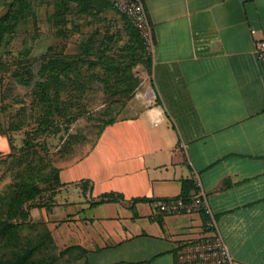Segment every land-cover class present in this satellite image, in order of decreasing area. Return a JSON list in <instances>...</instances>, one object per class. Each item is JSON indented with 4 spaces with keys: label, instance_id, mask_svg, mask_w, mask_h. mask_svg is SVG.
<instances>
[{
    "label": "crops",
    "instance_id": "crops-1",
    "mask_svg": "<svg viewBox=\"0 0 264 264\" xmlns=\"http://www.w3.org/2000/svg\"><path fill=\"white\" fill-rule=\"evenodd\" d=\"M143 2L154 41L145 106L127 107L82 153L72 147L31 223L84 264H180L209 217L157 207L202 192L235 264H264V0Z\"/></svg>",
    "mask_w": 264,
    "mask_h": 264
},
{
    "label": "rangeland",
    "instance_id": "rangeland-1",
    "mask_svg": "<svg viewBox=\"0 0 264 264\" xmlns=\"http://www.w3.org/2000/svg\"><path fill=\"white\" fill-rule=\"evenodd\" d=\"M6 13L16 19L0 42V135L9 143L0 140V221L15 228L0 260L32 251L35 263L84 264L71 249L59 253L30 211L51 202L73 146L82 153L127 107L145 106L150 53L130 21L97 0H0Z\"/></svg>",
    "mask_w": 264,
    "mask_h": 264
},
{
    "label": "built area",
    "instance_id": "built-area-1",
    "mask_svg": "<svg viewBox=\"0 0 264 264\" xmlns=\"http://www.w3.org/2000/svg\"><path fill=\"white\" fill-rule=\"evenodd\" d=\"M110 4L111 8L119 15L125 17L134 26L145 49L151 53L153 41V29L147 17L143 0H102ZM251 35L255 34L250 30ZM255 53L257 59L264 60V41H255ZM179 148L183 149L181 144ZM161 214H195L203 210L209 220L206 227L209 233L203 238L184 244L178 252L180 264H235L226 243L219 233L217 224L213 219L202 192L188 198L170 199L158 204Z\"/></svg>",
    "mask_w": 264,
    "mask_h": 264
},
{
    "label": "trees",
    "instance_id": "trees-1",
    "mask_svg": "<svg viewBox=\"0 0 264 264\" xmlns=\"http://www.w3.org/2000/svg\"><path fill=\"white\" fill-rule=\"evenodd\" d=\"M97 1L100 3H103V1H101V0H97ZM82 12H83V14L85 13L83 10H82ZM54 16L57 19L60 18L62 20V18H61L62 15H54ZM15 19H16V15H8V13H6L5 15H3L0 18V42L2 40L4 33L7 31V29L11 25L10 22H12V20L14 21ZM108 62H109V63H107L108 67H112V65H113L112 62L110 60ZM149 63H150V61L148 60V62H147L148 67H149ZM55 67H53L52 64L49 65V68L51 70H55ZM39 98L43 101L44 99H47L48 97H46L45 95H41V96H39ZM47 102H48L47 108H49V105L51 107V103H50L49 99L47 100ZM69 122H71V121H69ZM106 200H109L108 196L101 198L99 203H102ZM14 228H15L14 226L10 225L6 221H0V251L3 250L4 248H7V249L9 248L10 243L9 242L7 243V239L9 238V235L13 236V234H14L13 229ZM5 241H6V243H5ZM20 254L21 255L16 254V255L12 256L11 258L0 260V264H39V263L33 262V260L31 259V255L33 254L32 251H29L27 254L24 252L20 253Z\"/></svg>",
    "mask_w": 264,
    "mask_h": 264
},
{
    "label": "bare ground",
    "instance_id": "bare-ground-1",
    "mask_svg": "<svg viewBox=\"0 0 264 264\" xmlns=\"http://www.w3.org/2000/svg\"><path fill=\"white\" fill-rule=\"evenodd\" d=\"M148 96H152L150 91L148 92Z\"/></svg>",
    "mask_w": 264,
    "mask_h": 264
}]
</instances>
